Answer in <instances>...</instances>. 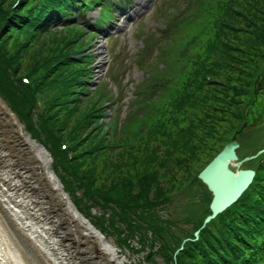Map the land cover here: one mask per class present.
<instances>
[{"label":"trees","instance_id":"trees-1","mask_svg":"<svg viewBox=\"0 0 264 264\" xmlns=\"http://www.w3.org/2000/svg\"><path fill=\"white\" fill-rule=\"evenodd\" d=\"M85 1L41 0L33 5V0H0L2 99L31 136L50 150L55 171L76 198L79 210L83 212L80 204L89 210L115 204L114 212L104 210L91 221L103 231L110 232V227L120 231V241L125 244L138 233L140 242L150 247L148 260L156 262L155 255H161L166 264H264V166L236 203L202 228L211 212L208 206L206 215L185 237L169 232L159 214L154 216L152 211L169 199L179 169L186 170L184 179H188H178L179 187L196 182L203 188V199L212 198L198 177L204 167L195 173L192 169L201 154L217 152L207 165L229 142L225 137L221 144L229 134L223 130L225 125L233 123L231 115L243 118L245 96L253 94L257 80L264 75L262 1L247 0L249 4L237 7L232 2L239 4V0L224 2V12L215 18L216 30L203 40L209 22L202 23L197 32L189 33L187 28L191 20L208 14L210 7H200V0H183L173 11L175 30L160 36L169 40L166 46L158 44L154 51L149 43L137 59L146 65L136 89L149 95L140 114H130L137 116H127L122 126L112 114L113 122L105 129L106 112H115L113 106L119 98L106 80L94 91L90 87L93 61L88 49L96 33L72 21L74 15L82 16ZM237 17L242 18L239 24ZM193 34L198 38L190 44ZM154 36L153 44L158 39ZM45 44L46 55L41 49ZM197 46L205 52L195 57ZM212 56L211 62L205 61ZM189 59L193 69L177 74L174 65L187 68ZM159 60H163L161 68ZM24 75L30 78V86L22 81ZM129 104H135L132 97ZM138 139L144 146L135 149ZM158 139L162 142L153 148L147 144ZM63 142L67 151L60 148ZM101 154L111 160L113 170L123 167L124 171L97 184L95 168L85 164ZM167 174L171 187L161 179ZM78 188L85 190L79 194ZM121 224L127 225L126 230Z\"/></svg>","mask_w":264,"mask_h":264},{"label":"rangeland","instance_id":"rangeland-1","mask_svg":"<svg viewBox=\"0 0 264 264\" xmlns=\"http://www.w3.org/2000/svg\"><path fill=\"white\" fill-rule=\"evenodd\" d=\"M142 1H145V0H142ZM166 1L167 0H159V2L156 3L155 5L154 10L151 13H149V15L146 16L145 19H143L142 21H140L141 16L136 15L134 18L130 19V21H128L127 23H124L125 25H124L123 31L126 32V34H124V38H125L124 44L125 45L122 43L118 44L115 41H111V40H108L109 43L107 44V40H106L107 36L105 33L100 34L96 38H92L93 39L91 43L92 47L88 50L91 53V57L93 61L91 64L92 73H91V78H90V83H89L93 91L95 90L97 86L98 88L100 87V84H101L100 80L102 79V77L105 76L106 71L110 67V62H108L109 54L111 53L114 54L115 57L119 60V62L114 61V64H113L114 68H119L121 64L122 65L121 71H122L123 67L127 66L128 75L126 76L125 83L122 86V93L129 94L128 96L129 99L132 96L135 104L133 106H131L130 104L129 105L125 104L122 106V116L121 117L123 118H122L121 124L126 121L127 116H129V118L133 116H137V115H130V114L139 115L142 105L143 103H145L144 99L149 98V95L146 92L139 93L137 89H135L132 93L130 92V89L128 88L129 86H131L134 89V84L136 82H141L143 80L141 79L142 71L136 66L130 67L131 60H132V55L135 53H138L142 49L144 45L145 33H149L152 30H155V32H157L158 30L163 29L162 25L164 23L174 21V19H172L171 21V19L169 18V12L171 8H172V11L175 9V5L177 1L172 0V6L170 5L168 6ZM226 1L228 0H200V3H201L200 7L202 6L210 7L209 9L210 11L208 12V14L204 12L202 16L199 17L197 20H191L190 22L191 26L187 28V32L189 33L197 32L202 23L209 22L210 25L206 28L207 35L203 36V40H208L207 38L213 35L214 31L216 30L214 26L216 15H220L221 13L224 12L222 5L224 4V2L226 3ZM249 1L252 2V0H248V2ZM261 1L264 4V0H261ZM239 2H240L239 4H235L232 2V5L235 7L243 6V5L246 6L247 0H239ZM263 7L264 5H262V8ZM135 8H136V5H135ZM160 9L163 11L161 16L159 15ZM94 12H95L94 9L91 10L89 13H87L86 18L90 19V17L93 16ZM199 12L202 13V10H200ZM258 13L261 14L260 12ZM118 17H119V14L116 15L115 18L113 19L114 24L119 22ZM241 20L242 18L237 17V24L241 23ZM123 31L120 32L121 36L123 35ZM208 32L210 33L208 34ZM88 38L90 39V36ZM166 42H169V40H167ZM46 47H48V45L46 44L44 46H41V49H43L44 55H46V52H45V49H47ZM199 52L204 53L205 51H203L201 48H199V46H197L193 50V55H195L196 53L195 57H197V53ZM213 57L214 56H212L211 58H206L205 61L211 62L210 59H212ZM28 58L31 59L32 55L29 54ZM123 58H127L125 63H122L121 61V59ZM183 58H184L183 62H186L188 57L184 55ZM189 61H190V64L187 66V68H182L183 65L179 63H178L179 65L178 64L174 65V69L176 70L177 74L182 75L185 71L189 72L190 70L193 69L195 65L192 62V59H189ZM156 62L159 64V68H161L162 66L161 63H163V60H159ZM172 75H174V72L172 73ZM133 80L135 81L132 83ZM110 84L112 86L115 85L114 81H111ZM118 88L115 87L111 89L113 90V93L115 92L118 95V97H120ZM53 92L54 91H52V93ZM246 95L247 96H245V98L247 100L246 102L243 103L244 105L242 104V107L244 109L243 118L239 120L231 115L233 123L225 125L223 130H226L229 133L227 134V136L225 134L224 138L228 137L231 139L233 135H236V134L238 136V139L240 142L238 153L240 155V159H244V161L241 164V167L254 168L257 163V160L255 157L264 153V75L262 76V79L260 80L259 88H256L254 86L253 94L251 95V93H248ZM124 101L125 103H129L128 99H124ZM41 103L38 102L37 104L41 106L42 105ZM106 105H107V110H108L109 107L111 106V105L108 106V100L106 102ZM168 108H170V105L168 106ZM107 113H109V115L105 116L106 118L104 117V120H103L105 121L104 129L106 128V125L108 126L112 124L113 122V121H110V112L107 111L106 114ZM4 130L10 131V126L8 125V123L0 119V134L1 135H3ZM25 130L26 128L24 127L23 131ZM160 142H162L160 139H158L157 141L151 140L150 142L147 141V144L150 143V148H153ZM223 142H226V138L224 141L222 140L221 144ZM134 145H135L134 146L135 149L142 148L144 146V142L138 139V141H136ZM12 147L13 146L8 147V149L12 150V152H15L16 148H12ZM206 153L201 154L200 158L195 163V166L191 165V166H194V168L192 169L193 173L205 167L208 160L211 159L213 155L217 152L213 150L212 155H211V151L208 154ZM116 157L117 156H115L114 159ZM246 157H251V158L246 159ZM110 163H111V160L107 161V157L104 154H101L98 156V158H96L95 161H92V159L89 158L87 163L85 164V167L95 168L96 183L101 184V183L107 182L109 177L110 178L114 177V175H116L119 171H124L123 167L113 170L112 167L109 166ZM1 168L4 171L6 170L5 166L4 167L1 166L0 169ZM161 171L162 173H166L165 168H163ZM179 171L178 170L176 171V179L173 180L175 187L172 190L173 192L171 191L169 195L170 196L169 199L164 200L162 204L160 203L159 206L156 209H152V211H153L154 216L159 214L158 215L159 220H163L165 222V225L167 226L169 232L172 233L173 231L179 237H185L194 230V227L197 221L206 215L207 207L210 204L211 197L208 200L203 199L202 197L203 188L201 187V185H199L196 182H191V184L183 185L182 187H179L180 183L179 181H177L178 179L188 181V179H184V176L187 173L186 170L179 169ZM169 176L170 175L167 174V177L165 178L161 177V179H163L164 181L166 180L167 184L165 185L166 186L168 185L171 187V183L170 184L168 183ZM84 190H85L84 188H78L79 194H82ZM67 192L69 193V195L71 196V199L73 200L75 197L74 196L72 197L70 191H67ZM80 205L83 207V212H84L83 214L90 221L95 220V218H97V215L100 216L104 212V210L105 212L110 214L114 212L116 208V205L113 203H111L107 207H102L100 205H97L94 208H90V210L87 209V207L84 204H80ZM118 209L121 210V208H118ZM91 222L94 225V222L93 221ZM106 223L110 227L108 222ZM118 225L120 224L118 223ZM121 226L124 230H126L127 225L121 224ZM95 227L97 226L95 225ZM101 231L108 238V240L111 241L118 248L117 250L119 252L120 257L124 258L123 264H166L164 258L161 255H155L156 262H152L147 259V255L150 251V247L147 245L144 246L140 242L138 233H135L131 239H128V242H130V244H125L120 241V235H119L121 234L120 231L114 230L111 227H110V232L107 230H104V231L101 230ZM122 236L123 234H121V237ZM66 250L68 251V249ZM69 260L71 264H74V262L76 261V258L71 256Z\"/></svg>","mask_w":264,"mask_h":264},{"label":"water","instance_id":"water-1","mask_svg":"<svg viewBox=\"0 0 264 264\" xmlns=\"http://www.w3.org/2000/svg\"><path fill=\"white\" fill-rule=\"evenodd\" d=\"M3 104L5 108V113H3L6 116L2 113L0 114V119L12 125L14 123H12L11 120L14 118L17 121L16 123L23 128L24 124L19 120L18 116L5 102H3ZM24 132L27 134L30 141L35 144L36 147L33 148V150L37 152V157L40 155L42 158L40 159L38 157V176L36 178L29 168L28 163L31 161L29 157L33 158V160H36V158L31 154V150L27 145H23V148L20 150L15 146L16 151L10 152L7 157V170H14L19 173L21 171L23 174H26V177L20 178V185L22 182L23 185H28L33 189V182L36 183V188L39 191V196L42 198V201L44 202L45 200L49 202L46 208L51 207L53 215L57 214V219H60L58 220V229L64 237V240H69L68 250L72 257L76 258L74 264H123L124 258L120 257L117 247L109 243L108 238L79 211L68 192L65 191L64 185L52 165V157L50 153L46 151L45 146L35 139H31L27 131ZM239 147L240 142L235 135L199 174V178L207 185L208 189L213 194V199L210 204L212 213L206 217L203 227L212 219L216 218L218 214L235 203L255 177L256 172L254 169L240 167L244 159H240L238 153ZM233 166H235V168H233ZM28 191L34 193L30 189H28ZM63 197H65L67 201ZM63 202H67L70 208L76 213V216L85 221L101 238L103 244L102 248H107L103 249L106 254H100L99 245L96 240H94V236L84 233V230L76 225V223L72 222L68 215V225L66 222L62 221L60 215H63V212H60V209H62L61 205ZM55 208L57 209L56 212ZM195 234L198 237L199 231H196Z\"/></svg>","mask_w":264,"mask_h":264},{"label":"bare ground","instance_id":"bare-ground-1","mask_svg":"<svg viewBox=\"0 0 264 264\" xmlns=\"http://www.w3.org/2000/svg\"><path fill=\"white\" fill-rule=\"evenodd\" d=\"M3 112L5 113V108L0 99V114ZM4 113L3 115L6 116ZM12 119L15 125L8 124L10 131L4 130L3 135L0 134V167L7 165V157L12 152L8 147H17L20 150L23 145H27L36 158L33 160L29 157L31 161L28 165L37 178L38 157L42 158L40 155L37 157V152L33 150L36 147L35 144L16 123V119ZM21 177H26V174L21 171L20 173L14 170L8 171L7 167L5 171L0 169V264H71L69 258L72 255L69 250H66L69 240H64L58 229L60 219H57V214L53 215L51 207L46 208L49 202L42 201L36 183L33 182V189L23 185L22 182L20 185ZM61 208L62 221L67 224L68 215L72 222L84 230V233L94 236V240L99 245L100 254H106L103 249L107 248H102L101 238L85 221L76 216L67 202H63Z\"/></svg>","mask_w":264,"mask_h":264}]
</instances>
